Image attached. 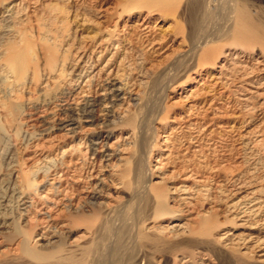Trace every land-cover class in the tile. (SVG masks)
Returning a JSON list of instances; mask_svg holds the SVG:
<instances>
[{
  "label": "bare ground",
  "instance_id": "1",
  "mask_svg": "<svg viewBox=\"0 0 264 264\" xmlns=\"http://www.w3.org/2000/svg\"><path fill=\"white\" fill-rule=\"evenodd\" d=\"M74 1H81L79 4L82 5L85 0ZM27 2H14L1 12L0 19V167L5 165L7 171L5 175L0 174V229H10L11 225L19 224L30 216L40 229L33 230L29 241L36 248H43L55 244L59 234L67 232L68 223L59 220L64 211L71 215L73 221L75 219V223L80 219L81 223L85 207L102 204L100 200L108 197L102 190L116 174L114 157L123 159L125 146L131 143L130 136L133 133L140 136L145 130L147 115L130 113L129 110L131 105H138L140 98L135 83L129 80L131 76L124 77L120 69L125 57H121L115 66L109 59L103 63L102 58L111 50L112 57L119 52L125 53L128 40L125 37L129 34L125 29L138 38L143 37L148 43L147 48L153 52L163 53L168 45L164 44L165 36L142 19L121 29L114 21L112 26H105L99 36L90 40H73L66 45H62L57 30L39 31L35 37L40 44L37 52L30 45L34 37L30 38L25 30L29 16L17 14ZM99 2L101 0H90L91 8ZM109 14L107 8L99 5L93 11V18L107 22ZM249 17L248 12L242 10L239 16L242 23L240 27L233 28V35L243 43L258 39L257 42L264 45V40L257 36L259 26L253 27L250 34L243 29L250 22ZM176 29L179 30V27L176 26ZM188 51V48L181 50L183 54ZM225 56L227 58L219 65L218 71L208 78L198 81L194 74L192 78L197 85L174 102L173 97L165 93L173 91V80L164 83V101L172 100L167 108H173V104L184 108L177 118V128L180 131L184 128L188 136L182 148L185 152L180 155L173 149L175 130L172 128L162 134L164 153L159 160L156 159L153 170L161 172L162 181L169 179L172 182L175 176L180 178L165 188L174 203L168 210L179 213L182 218L179 217L170 226L177 239L195 221L199 224L192 231L200 234L225 224L228 227L220 229L214 243L221 249L248 254L257 262L264 263V158L261 155V160L259 156L254 157L258 150L256 147L264 141V130H258L264 124V80H260L264 74V63H250L245 58L228 53ZM187 72L191 75L192 68ZM170 73H173V67ZM235 74L240 75L237 80L233 79ZM233 82L232 92L238 95L237 101L243 108L240 107L248 113L250 111V115H256L259 125L251 127L250 116L247 115V119L240 111L228 112L222 107L229 99V88ZM31 91L37 92L39 97L31 98ZM216 119H231L233 122H218L214 124L216 127L210 128ZM238 120L241 122L237 126ZM114 123L130 128V134L121 143H109L107 137L98 135V131ZM221 132L232 134L237 149L248 157L244 160L246 168L229 176L230 179L226 178L228 175L216 174L218 168H208V161H205L204 152L211 146L206 143L208 137ZM15 136L22 143L24 141L25 146L34 148V156L28 158L27 170L36 179L30 180L17 164L11 165V162H17ZM188 151L190 155H186ZM196 156L198 159L194 162ZM39 176L41 179L37 181ZM151 189V185L144 182L136 196L139 193L144 195L145 190L146 194H150ZM144 197V207L149 206L153 198L154 201L158 199L157 196L151 200L148 195ZM161 201H157L159 206ZM196 203H200L201 207L193 216L191 209L194 207L190 210L189 207ZM15 213L16 216L11 218ZM14 227L21 228L18 225ZM180 260L182 264L189 262V259Z\"/></svg>",
  "mask_w": 264,
  "mask_h": 264
},
{
  "label": "rangeland",
  "instance_id": "2",
  "mask_svg": "<svg viewBox=\"0 0 264 264\" xmlns=\"http://www.w3.org/2000/svg\"><path fill=\"white\" fill-rule=\"evenodd\" d=\"M16 1L19 0H0V19L5 9ZM28 1L26 3L28 6L25 4L26 8L25 6L21 8L24 9L23 11L19 9L17 14L23 13L29 16L25 23V30L28 35L30 34V38L34 37L33 41L30 40V45L37 52L40 50V44L35 37L40 33L39 31L43 32L52 28L57 30L62 45H66L73 40H90L97 37L102 34L105 26H112L114 21H117V26L121 29V27L134 25L142 19L165 36L164 44L169 47L167 46V50L164 49L163 53L153 52L147 48L148 43L143 37L138 38L135 33L132 35V32L125 29L129 32L125 37L128 39L125 53L119 52L112 57L111 50L104 55L103 63L109 59L113 66L118 65L123 57L126 58L121 61L120 69L124 77L131 76L129 80L135 83L140 98L138 105H131L129 110L130 113L147 115L144 133L140 136L133 133L130 136L131 143L125 146L123 159L114 157L116 174L107 181L102 190V193L108 197L100 200L102 204L95 203L83 209L85 221L82 219L80 223L81 219L77 220L76 222L79 223L77 224L67 212L64 211L61 214L59 220L67 222L69 228L67 227L66 233L59 234L55 244L36 248V245L29 241L33 230L40 229L37 222L30 219V216L19 224L15 221L16 223L14 222L10 229H0V264H182L180 260L182 258L189 259V262L185 264L206 262H208L206 264H258L259 262L251 255H241L237 251L221 249L214 243L220 229L228 227L225 224L208 229V233L205 231L206 234H200L192 231L193 227L199 224L195 221L196 224L193 223L192 227H188L177 239L170 226L179 217V219L182 218L179 213L174 211L171 213L168 210L172 205L174 206V203L170 192L165 191V188L169 183L178 182L180 178L175 176L172 182L169 179L162 181L160 180L161 172L153 169L156 166V159L159 160L164 153V147L161 145L162 134L170 132L172 128L173 131L175 130L173 149L174 152L179 151V154L185 152L182 148L188 136L184 128L181 131L177 128V118L184 108L178 104H173L171 109L167 108L172 100L164 101V83L173 80V91L167 90L165 93L173 97L174 102L180 95L188 93L197 85L192 78L194 74L199 81L218 71L219 65L227 58L225 53L245 58L250 63L258 61L264 63V45L258 43V39L243 43L244 41L233 35V28L240 27L242 23L239 22L242 10H246L251 19L243 29L248 30L246 32L250 34L253 27L259 26L260 32L257 36L264 40V0H101L97 6L93 7L94 9L91 8L90 0H85L82 5H80L81 1L76 3L74 0ZM99 5L107 8L111 14L108 15L107 22L93 18V11ZM184 48L190 51L183 54L181 50ZM172 67L173 73H170ZM190 68L193 71L191 75L187 72ZM238 76L240 77L239 74L237 76L235 74L233 79L237 80ZM260 80H264V74ZM234 85L235 82L230 85L229 99L222 107L225 110L228 109V112L240 111L247 119H249L247 115L250 116L251 127L259 125L256 115L251 114L253 116L251 117L250 111L248 113L242 109L243 106L237 101L238 95L232 92ZM29 95L31 98L39 97L35 91H31ZM218 122L232 123L233 120L216 119L210 128L216 127L214 124ZM240 122L241 120L237 121V126ZM111 126L98 131V135L107 137L109 143L115 141L121 143L122 139L131 132L129 127H122L116 123ZM263 126L264 124L260 125L258 130L263 131ZM214 135L208 137L209 141H206L211 146L204 152L205 161H208V168H218L216 174L223 177L228 175L225 177L230 179L246 168L244 160L248 157L243 156L244 153L237 149L238 145L232 134L221 132ZM20 140L14 137L17 162L13 161L11 165L17 164L23 174L30 177V180L36 179L34 174L27 170L30 160L28 158L34 156V148L31 145L25 146V142L22 143ZM180 145L182 147L179 149ZM258 145L254 157L259 156L258 159L261 160L264 158V141ZM186 155H190V151L186 152ZM20 157L22 158L19 159ZM193 159L196 162L198 156ZM5 170V165L0 167V174L5 175L7 173ZM40 179L39 176L37 181ZM144 182L152 187L150 194H146L145 190L144 195H148L150 200L153 196H157V201L163 200L161 202L165 207L162 203L163 206H159L154 198L153 201L151 200L153 205L144 207V195L139 193L136 196V192ZM199 204L189 207V210L194 207L191 209L193 216L200 211ZM14 215L16 216V213L11 218ZM14 225L21 228L15 229ZM190 230L193 235L190 234Z\"/></svg>",
  "mask_w": 264,
  "mask_h": 264
}]
</instances>
